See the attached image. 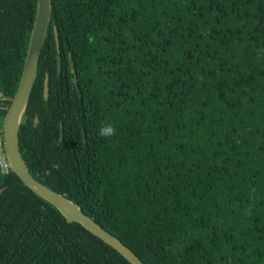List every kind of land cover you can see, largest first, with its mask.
Wrapping results in <instances>:
<instances>
[{"label":"trees","instance_id":"trees-1","mask_svg":"<svg viewBox=\"0 0 264 264\" xmlns=\"http://www.w3.org/2000/svg\"><path fill=\"white\" fill-rule=\"evenodd\" d=\"M51 1L19 133L32 175L145 264H264V0ZM36 13L0 0L3 122ZM1 190L0 264H131L13 172Z\"/></svg>","mask_w":264,"mask_h":264},{"label":"water","instance_id":"water-1","mask_svg":"<svg viewBox=\"0 0 264 264\" xmlns=\"http://www.w3.org/2000/svg\"><path fill=\"white\" fill-rule=\"evenodd\" d=\"M52 11L51 0H37L36 18L19 87L4 119L5 148L11 170L21 179L26 187L56 207L68 223H78L82 225L94 236L100 238L106 244L117 250L131 264H145L138 255L118 237L105 230L99 223L87 215L79 204L37 180L32 175L21 152L19 145L20 128L37 80L42 51L51 25ZM55 39L57 50L60 52V39L56 28ZM58 66L59 70H61L60 58ZM48 80L49 77L47 76L44 87V98L46 100L49 98ZM36 123H38V118H36ZM1 192L2 190L0 194Z\"/></svg>","mask_w":264,"mask_h":264},{"label":"built area","instance_id":"built-area-1","mask_svg":"<svg viewBox=\"0 0 264 264\" xmlns=\"http://www.w3.org/2000/svg\"><path fill=\"white\" fill-rule=\"evenodd\" d=\"M3 124L4 122L1 120L0 117V171L3 174H9L12 172V170L6 154Z\"/></svg>","mask_w":264,"mask_h":264},{"label":"clouds","instance_id":"clouds-1","mask_svg":"<svg viewBox=\"0 0 264 264\" xmlns=\"http://www.w3.org/2000/svg\"><path fill=\"white\" fill-rule=\"evenodd\" d=\"M116 134V129L112 124L105 123L99 130L98 135L103 138H108Z\"/></svg>","mask_w":264,"mask_h":264}]
</instances>
